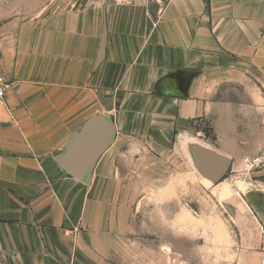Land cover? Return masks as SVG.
Segmentation results:
<instances>
[{
  "label": "crops",
  "instance_id": "obj_1",
  "mask_svg": "<svg viewBox=\"0 0 264 264\" xmlns=\"http://www.w3.org/2000/svg\"><path fill=\"white\" fill-rule=\"evenodd\" d=\"M2 35L0 68L13 86L0 107V264H110L104 187L118 133L166 144L211 117L218 139H244L245 148L217 153L237 168L263 143L264 0H85L14 21ZM231 92L254 102L220 98ZM93 117L109 118L114 137L80 181L59 159ZM239 181L262 237L253 256L264 264V168Z\"/></svg>",
  "mask_w": 264,
  "mask_h": 264
},
{
  "label": "rangeland",
  "instance_id": "obj_2",
  "mask_svg": "<svg viewBox=\"0 0 264 264\" xmlns=\"http://www.w3.org/2000/svg\"><path fill=\"white\" fill-rule=\"evenodd\" d=\"M78 1L85 0H0V43L6 25ZM2 49L0 45V60ZM228 93L220 98L238 104L254 99ZM249 115L242 113V137ZM260 126L262 132L264 123ZM154 143L146 133H118L111 145L112 171L104 187L116 239L110 264H259L253 256L262 238L259 225L242 209L234 184L244 176L243 160L238 168L230 160L223 179L204 184L193 156V148L203 145L215 154H230L245 148L244 139L237 145L218 139L211 117H202L192 123L189 137ZM225 181L232 192L220 196ZM219 228L228 236L226 242L217 241Z\"/></svg>",
  "mask_w": 264,
  "mask_h": 264
},
{
  "label": "water",
  "instance_id": "obj_3",
  "mask_svg": "<svg viewBox=\"0 0 264 264\" xmlns=\"http://www.w3.org/2000/svg\"><path fill=\"white\" fill-rule=\"evenodd\" d=\"M106 31L102 32L96 65L104 55ZM114 125L107 117H93L86 121L80 133L69 143L59 163L72 177L85 181L99 154L112 142ZM194 161L205 174L220 181L230 167V160L202 148H193Z\"/></svg>",
  "mask_w": 264,
  "mask_h": 264
},
{
  "label": "built area",
  "instance_id": "obj_4",
  "mask_svg": "<svg viewBox=\"0 0 264 264\" xmlns=\"http://www.w3.org/2000/svg\"><path fill=\"white\" fill-rule=\"evenodd\" d=\"M142 0H103L105 4H135ZM13 82L0 68V107L6 106L8 93L12 90ZM264 131V127H263ZM244 168L242 174L252 170L264 168V139L257 152L243 159Z\"/></svg>",
  "mask_w": 264,
  "mask_h": 264
},
{
  "label": "bare ground",
  "instance_id": "obj_5",
  "mask_svg": "<svg viewBox=\"0 0 264 264\" xmlns=\"http://www.w3.org/2000/svg\"><path fill=\"white\" fill-rule=\"evenodd\" d=\"M202 180H203L204 184H210L213 181V178L210 177L209 175L204 174ZM237 183L239 185V188H241V190L244 191L246 187H244L243 183L241 181H238ZM231 192H232V189H231L229 183L227 181L223 182L221 187H220V196H227V195L231 194ZM223 230L224 229H222V231H221V229H220V232L216 233V234H218L216 237H217V241H219V242H223L222 240H225V242H226V240H228V236L226 235V233H224L225 231H223Z\"/></svg>",
  "mask_w": 264,
  "mask_h": 264
}]
</instances>
